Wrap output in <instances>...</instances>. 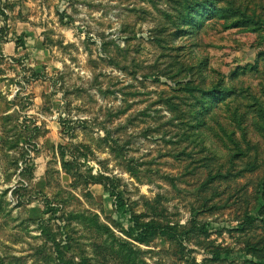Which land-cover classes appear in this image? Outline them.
I'll use <instances>...</instances> for the list:
<instances>
[{"label":"rangeland","instance_id":"rangeland-1","mask_svg":"<svg viewBox=\"0 0 264 264\" xmlns=\"http://www.w3.org/2000/svg\"><path fill=\"white\" fill-rule=\"evenodd\" d=\"M25 9L37 34L0 70V264H264V0Z\"/></svg>","mask_w":264,"mask_h":264},{"label":"crops","instance_id":"crops-1","mask_svg":"<svg viewBox=\"0 0 264 264\" xmlns=\"http://www.w3.org/2000/svg\"><path fill=\"white\" fill-rule=\"evenodd\" d=\"M34 0H0V70H5L7 61L13 56H21L24 48L15 37L34 36L36 27H32L25 6ZM36 1V0H35Z\"/></svg>","mask_w":264,"mask_h":264},{"label":"trees","instance_id":"trees-1","mask_svg":"<svg viewBox=\"0 0 264 264\" xmlns=\"http://www.w3.org/2000/svg\"><path fill=\"white\" fill-rule=\"evenodd\" d=\"M115 197H116V201H117V210L124 209L127 205L125 204L121 195L116 193ZM142 227L146 231L145 233H142V238L147 237L150 233L153 232L151 230H154V226L152 223L151 224H144V225H142Z\"/></svg>","mask_w":264,"mask_h":264}]
</instances>
